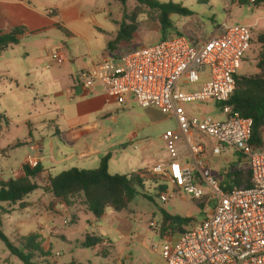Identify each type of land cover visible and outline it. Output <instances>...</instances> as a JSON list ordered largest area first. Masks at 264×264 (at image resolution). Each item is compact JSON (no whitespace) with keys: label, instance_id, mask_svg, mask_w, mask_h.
Returning a JSON list of instances; mask_svg holds the SVG:
<instances>
[{"label":"rangeland","instance_id":"1","mask_svg":"<svg viewBox=\"0 0 264 264\" xmlns=\"http://www.w3.org/2000/svg\"><path fill=\"white\" fill-rule=\"evenodd\" d=\"M38 1L46 11L54 9V4H61L58 19L65 26H54L45 32L22 36L18 43L0 51L1 179L4 176L6 179L15 177L19 163L27 153L26 148L30 142L25 118L29 112L35 114L46 109L45 105L49 107L46 100L42 101L44 97L32 105L21 104L10 90L16 82H34L40 74L48 70H59V53L67 57L66 68L80 71L90 68L93 60L100 61L106 55L111 57L114 53L106 49L107 43L113 39L111 31L118 30L124 15L132 12H135L138 20V31L133 41L129 45L120 46L117 53L130 50L129 48L148 46L164 37L168 39L176 35L173 28L160 31L158 21L152 17L154 13L138 0H126L125 4L120 0ZM159 1L179 3L191 9L194 12L191 16L173 15L174 26L180 31L185 25L197 33L202 32L203 38L199 40L201 42L216 29L221 32L224 25L251 26L252 43L244 55V62L238 73L254 75L260 71L257 65L263 45L258 38L264 33V3L251 4L248 0ZM71 6L74 7L73 14L63 18V12ZM53 16L57 17L58 14ZM257 21L262 23L258 25ZM74 58L78 60L76 63H72ZM80 71L79 79L82 78ZM207 77L208 72L205 74V78ZM202 81L190 83L185 89L196 90L200 88ZM145 108L153 121L154 130H176L177 123L170 120L167 114L154 106ZM185 108L192 115L206 114L222 118L214 103L189 102L185 104ZM46 131V126L34 128L33 136L41 139ZM181 148L189 151L187 143H183ZM167 150L166 147L165 151ZM220 159L221 171L224 168L231 170V166L222 157ZM236 165L239 168L247 167V163L243 161ZM36 180L39 188L26 197V202L21 205H5L8 213L3 215L2 230L17 246L21 245L24 236L38 234L41 247L50 252L47 258H36L42 264H156L160 251H154L151 244L164 242L159 234L162 212L192 217L195 223H199L212 211L215 202L205 183L202 184L205 191L202 199H195L184 191L174 189L171 184H166V199L163 200L156 183L147 181L146 189L139 190L126 209L115 211L107 207L104 216L97 218L85 204L83 194L69 197L67 205H64L45 187L47 179L46 182L39 178ZM152 222L157 224V228L151 227ZM88 237L96 238L101 243L92 245ZM105 240L110 243L108 247L102 245ZM0 264H22L1 239Z\"/></svg>","mask_w":264,"mask_h":264},{"label":"built area","instance_id":"2","mask_svg":"<svg viewBox=\"0 0 264 264\" xmlns=\"http://www.w3.org/2000/svg\"><path fill=\"white\" fill-rule=\"evenodd\" d=\"M248 2L255 4L257 0ZM49 13L56 14V9H50ZM252 39L251 26L224 25L220 34L199 43L176 34L126 50L118 59L106 58L80 71L86 87L99 83L103 92L117 102L132 95L143 107L154 106L173 115L177 128L168 130L165 136L176 146L188 143L194 132L213 141L211 145L205 141L189 145L191 164L174 159L135 173L145 180H157L163 200L166 184L202 199L203 183L215 199L212 211L185 231L160 229L164 242L152 243L151 247L160 251L165 264H264V145L258 147L252 143L253 119L243 117L228 103ZM57 57L59 61L66 59L62 53ZM202 79L205 81L200 88L185 89ZM196 101L218 105L224 118L189 114L185 104ZM206 147L216 156L244 157L252 185L248 188H240L234 182L222 185L207 166ZM26 165L36 167L37 159L29 155ZM151 227L157 228V224L152 222ZM175 234L178 237L172 242L170 238ZM109 244L107 240L102 242L104 247Z\"/></svg>","mask_w":264,"mask_h":264},{"label":"crops","instance_id":"3","mask_svg":"<svg viewBox=\"0 0 264 264\" xmlns=\"http://www.w3.org/2000/svg\"><path fill=\"white\" fill-rule=\"evenodd\" d=\"M60 6L61 4H54V9L58 14L57 17H54L53 14L42 8V3L38 0H0V30L10 32L16 27H22V36H28L48 31L54 26H65L58 19ZM73 11V6L68 7L63 12V18L73 14ZM261 23V21H257L256 24L260 25ZM173 29L176 34L186 35L194 43L201 42L199 40L203 38L202 32L197 33V31L186 28L185 25L182 31L178 30L176 25ZM216 30L204 40L221 33L218 29ZM117 32L118 30L111 31L113 39ZM106 49L114 54L111 57L106 55L100 61L93 60L91 66L106 58L118 59L125 51L117 53V49H108L107 45ZM66 61L67 57L64 61H59L61 62L59 70H48L40 74V77L34 82L28 81L23 84L16 82L14 88L10 89L11 92H14L15 99L21 104L32 105L41 97L45 98L42 101L46 100L49 104L48 108L45 105L46 109L39 110L35 114L29 112L28 117L25 118L28 123V142L30 143L13 179L23 175L29 155L35 157L37 164L42 168V171L32 179L33 182L38 184L37 178L43 182H46L47 179L45 187L48 191L50 177L71 168L96 169L107 154L111 155L108 162L110 174L138 173L174 159L183 164L192 163L190 150H183L182 143L176 146L170 138L166 137L165 134L168 130H154L152 128L153 121L147 108L139 105L132 95H127L125 100L120 103L108 97L99 83H95L92 88L86 87L84 79H79L80 70L66 68ZM77 61V58H74L72 63ZM202 80L203 83L205 80ZM216 106L218 107V105ZM220 116L224 118L221 112ZM168 117L177 123L173 115H168ZM45 126L46 135L41 139H36L33 136V129ZM195 141L213 144L212 140L197 132H194L190 137L188 146ZM166 147L167 151H165ZM221 157L231 166V170L224 168L221 171ZM205 161L211 174L226 186L233 182L230 177L232 172L249 170L247 160L241 155L216 156L211 153L208 147L205 151ZM242 161L247 163L246 168H239L236 165ZM4 179H6L5 176ZM148 181L157 182L153 178ZM58 200L67 205V202L62 199L58 198ZM177 237L175 234L170 239L175 242ZM156 264H165L160 253Z\"/></svg>","mask_w":264,"mask_h":264},{"label":"trees","instance_id":"4","mask_svg":"<svg viewBox=\"0 0 264 264\" xmlns=\"http://www.w3.org/2000/svg\"><path fill=\"white\" fill-rule=\"evenodd\" d=\"M120 1L123 4L126 3V0ZM138 1L154 13L152 17L158 21L160 31L174 27L173 15L191 16L194 14L191 9L179 3L160 2L159 0ZM260 3H264V0H257L256 4ZM138 28L139 24L135 12L124 15L116 37L108 42L107 48L116 50L121 45H129ZM22 35V27H16L10 32L0 30V51L18 43ZM258 39L263 45L257 65L260 71L254 75H236L237 86L228 103L243 117L253 119L252 143L260 147L264 145V33ZM110 157V154L104 156L96 169L71 168L50 177L49 191L65 202L69 197L83 194L85 204L97 218L104 216L107 207H111L115 211L126 209L139 193V190L146 189L148 180L140 178L135 173L129 175L110 174L108 171ZM23 171V175L17 179L0 178V239L11 253L20 259L22 264H42L36 258H47L50 252L41 247L38 234L32 233L24 236L21 245L17 246L2 230L3 215L8 213L5 205H21L31 192L39 188V185L32 179L42 171V168L38 164L34 168L25 164ZM230 177L234 184L240 188H248L252 185L250 170L232 172ZM200 205L202 204L200 203ZM194 222L192 217H181L163 211L161 230L171 228L174 233L183 232L186 227ZM88 241L92 245L101 243L96 238L90 237H88Z\"/></svg>","mask_w":264,"mask_h":264}]
</instances>
